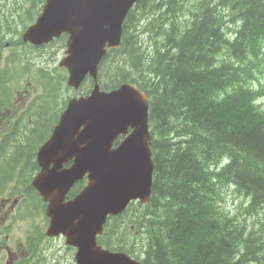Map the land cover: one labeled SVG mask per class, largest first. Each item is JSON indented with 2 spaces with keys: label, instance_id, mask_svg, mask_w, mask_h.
<instances>
[{
  "label": "trees",
  "instance_id": "trees-1",
  "mask_svg": "<svg viewBox=\"0 0 264 264\" xmlns=\"http://www.w3.org/2000/svg\"><path fill=\"white\" fill-rule=\"evenodd\" d=\"M168 1L171 4L175 3V0ZM207 1L208 0H197V4H203ZM157 2L158 0H149V5L150 7H153V9H149L151 11L148 13V16H155L159 25L150 22V27H148L147 30L148 35L155 32L156 27H159L160 24L161 26L164 25V23L160 21L161 8H155ZM139 3L143 4L144 0H139L138 4ZM160 3L162 4V2ZM210 7H213V10L218 7L217 15L222 18L219 30L220 40L215 42V32L213 34L211 33L209 38L206 37L202 42L200 39L198 40L201 44L200 47L196 41L195 29L198 22L194 23L192 26L191 22L193 21L190 19V24L187 27L190 31H186V29L183 28L184 31L182 33H185L183 36L180 32L181 37H183L182 41H177L176 35H174L173 38L169 36V48L173 45L177 46L174 50L176 54L173 55L174 53L169 52L166 55V61H170L167 65L163 63L165 61L163 56L160 58L163 61L161 65L164 73L161 74L160 70L157 69L156 72L154 70L155 73H152L149 77H156V83L150 82L149 78L137 80L126 74L128 70L136 72L143 65L139 60V57L143 53L139 48V42L142 43L143 32L136 28H131L129 31H125V37L127 33L130 34V39L128 43H126V60L125 56L120 54L116 57L115 61L109 65V69L115 72L114 77L116 74L125 73L119 77V82L132 81L135 79L150 90L153 89V91L158 92L156 95L153 94L154 99L151 104L152 122L156 129L161 133L156 160L157 176L159 178V184L155 185L156 204L149 208L156 217L157 224L153 226L151 234L153 235L156 230L159 233H162L163 229L170 224L168 220V210L173 206L176 207V211L172 213L174 217L184 220V217L190 214L191 219L186 225V233L180 232L181 235L170 238V235H174L176 228L174 227L166 231V235H163L162 237H164L170 245L180 246V242L184 240V236H195L199 233L207 235L209 232L212 234L215 233L218 236V238L207 242L206 245H204V240L206 238L199 239L202 249L201 251L197 250V257L192 260L193 262H185L183 258L179 256H174L175 262H166L168 261V254L162 249L163 244L158 239H154L150 241L152 242L151 248L148 250L150 259L146 264H264V254L248 249L244 242L239 246V248L241 245L244 246V249L237 253L238 257L234 256V262L232 263L227 262L229 252L225 248H228V238L230 237V233L234 232L231 227L234 223L238 224L235 233L240 234V230H243L245 223L246 225L250 224L253 220L264 222V194L262 196H257L252 192H264V172L258 171V167L264 169V160H259V158L254 157L253 155H248L246 152L249 148H254L256 149V156L261 157L259 154L264 155V137L262 136L264 133V113H260L257 108L252 107L253 104L248 98V93H240L238 95V101L243 110L253 108V110H250L248 113V117L255 122L251 128L245 124H234L232 113L228 112L226 114L221 112L219 106L215 102L216 99L210 100L202 110H199L198 108V106L201 105L200 100H198L200 97L199 93L206 90L204 89L205 87L201 85V82L205 79L203 77H208L218 72H234L235 70H238L242 77L246 76L253 80H256L258 76L261 75L264 62V17L261 15L260 6L257 0H211ZM224 10H227L226 17L222 14ZM201 19L202 18L199 19V23H206V20L203 19L201 21ZM130 20L131 18L128 19L126 25L131 22ZM225 22H233L238 26L235 27L237 31L232 38L228 37L227 30L230 29V27L226 28V26H224ZM207 24L212 26L213 29L216 26L212 23ZM199 33L201 34V31ZM147 34L145 35L148 36ZM125 37L121 50L125 47ZM210 41H212L214 45H211ZM151 42L152 40L150 41V48H153L154 45ZM145 52L150 53L148 51ZM174 60L180 65L176 70L172 69ZM193 61H196V66L192 65ZM208 64L209 66H207ZM213 65L220 70L214 69ZM184 66H186V68H184ZM243 67L249 68L250 71L244 70ZM188 69L191 70L190 74L187 72ZM247 85L246 80H240L237 87L240 88ZM230 87V78L228 77L222 87L218 88L217 91L214 90L213 87L210 88L214 91V96L217 98L215 91L217 93L219 91L226 93ZM204 94L206 95L207 92L205 91ZM168 96H170L171 101H174V107L172 105L173 103L167 99ZM220 118H222L221 124L223 126H219L218 129L213 128L212 125H214ZM169 120L175 122V129L172 128ZM196 127L202 133L205 132V135H196L194 132H189V130H196ZM207 127H209V129ZM230 127H234L233 130H231ZM177 128L178 130H176ZM215 132L224 134V136L228 138L227 142H229L231 146L235 145V148L238 150L240 149L243 153V156L232 154L233 156L231 157L236 158L238 161H235L234 164L231 162L228 169L218 176L212 173V169L218 166V156L224 154V149L210 140L216 137ZM241 132H244L242 134V140H238L236 134ZM171 134L178 140L174 146L176 149L173 148L172 150L180 152L183 149H186L188 155L186 160L192 158L187 173L183 168L178 169L175 173H183L185 176L184 180L187 181L184 190L185 194L187 196L193 194L200 197L201 201L199 202H192L186 195H183L181 203L180 200L177 199V197H181V195L176 196L180 188L176 182H171V180H177L174 173L171 171L173 165H176L177 162L182 163L186 160H181V156L179 155L172 160L168 167L167 165H163L164 162L162 164V158L160 155L163 149L166 148V136ZM256 151L259 154H257ZM201 164L204 165L201 170L204 172L202 175L203 178H211L210 185L208 186V195L206 196L203 194L198 195L197 192L199 191V188L206 189L207 186L203 185L198 188L196 180L194 179L195 176L192 175L194 178L189 176V174L191 175L194 172L199 171L200 167L198 165ZM243 165L245 167H243ZM234 168H238V170L234 171ZM164 170H166V173ZM245 176L250 177L248 181V189L245 188L242 182V179ZM231 183H237L240 185L253 202V210L251 212L243 210L244 215L242 218L237 214L220 216L213 210L216 194L226 185ZM259 184L263 186H260ZM166 187H168V190H166ZM189 204H191V207L186 211L185 206ZM210 214L215 215L216 217L212 218ZM182 225L185 224L178 223V221L175 224V226ZM197 230L200 232H197ZM215 240L217 246L211 244V242H214L215 244ZM214 246L216 247V251H214Z\"/></svg>",
  "mask_w": 264,
  "mask_h": 264
},
{
  "label": "rangeland",
  "instance_id": "rangeland-1",
  "mask_svg": "<svg viewBox=\"0 0 264 264\" xmlns=\"http://www.w3.org/2000/svg\"><path fill=\"white\" fill-rule=\"evenodd\" d=\"M15 2H16L15 5L19 4V0H16ZM158 2H162V4H163V8L160 11V13H161L160 21L162 23H164V25L156 27V29H155L156 34L155 35L152 33L149 34L148 39L146 41L147 45H144L143 43L139 42V48H140V50H142L141 52H143L141 54V56L139 57V60L143 63L142 67L140 69H138L136 72H134L133 70H128L126 72V74L134 77L137 80H141L142 78H149L152 73L156 72L157 69L160 70L161 74L164 73L162 65H161V63L163 61L160 59V56H161V54L164 53V51L169 49V45H170L169 44V36H171L173 38L174 35L177 36V33L180 31L178 26L183 25V23L177 24L179 19L191 17L192 21H194L195 23L198 22V25H197V27H195V29H196V41L198 42L200 47H201V44L198 40L200 39V41L202 42L203 39H206V37L209 38L210 34L214 33L213 27L208 25L207 23H212L213 25H216L214 28L217 30H219L220 29L219 27L221 26L222 18H220L217 15L218 14V7L215 10H213V7H210L211 0H208L206 3L199 4V5L197 4V0H175V3L172 5V8L170 10H167V4L169 2L168 0H162V1L158 0ZM158 2L156 3L155 8L159 7ZM13 3H10V4L0 8V37L4 36L9 31H13L15 28V17L19 16V12L14 11L15 17H11L10 13H11V8L13 6ZM200 18H202L201 21L203 19L206 20V23H204V24L199 23ZM24 19L25 18H22L20 20V22L24 21ZM137 23L138 24L142 23V18L139 17L137 19ZM167 24L171 25L170 29H168V27H166ZM192 26H193V24H192ZM200 31H201V34L199 33ZM218 32H219L218 36H215V42H218L217 39H220V31H218ZM184 34L185 33H182V36ZM151 40H152L151 43H153V45H154L153 50L149 49ZM210 44L214 45V43L212 41H210ZM145 51H148L150 53H146ZM206 51H207V49H206ZM166 62H163V63L166 64ZM176 63H178V62L176 60H174L173 64H172L173 70H176L180 66L179 63L178 64H176ZM209 64H211V63H209ZM209 64L207 66H209ZM192 65L196 66L197 65L196 61H193ZM184 68H186V66H184ZM14 70H15V68L13 67L12 68L13 73H14ZM154 70H155V72H154ZM187 72H188V74H190L191 70L188 69ZM24 74H25V72H22V75H24ZM124 74L125 73L116 74L115 78H119ZM232 74H234V72L227 71L225 73L218 72L214 75H210L208 77H203L205 79L201 82V85L203 87H205L204 89H206L205 91L207 92V94L206 95L204 94L205 91L199 93L200 97L198 98V100H200V103H201V105L198 106L199 110H202L209 103L210 100L216 99V96H214V91L210 87H213V89L217 91V89L222 87V85L225 83V81L228 79V77ZM234 80H236V84L238 85L240 80H241V76L235 75ZM263 88H264V81H263ZM150 91H152L154 95H156L158 93L156 91H153V89H151ZM160 95H159V97H160ZM51 96H52V98H54V96H56L53 91L51 93ZM96 96H97L98 100L101 102H105L108 99V96H106L105 94H103L101 92H99ZM167 99L173 103L172 105L174 107V101L170 100V96H168ZM261 103H262V105H264V98L261 100ZM160 105H161V102H160ZM221 120H222V118H220L214 125H212V127L216 128V129H218L219 126L222 127L223 125L221 124ZM95 121H96V119L94 118L93 123H95ZM150 122H152V118L148 119L146 123H150ZM169 122H170V125L172 126V128L175 129L176 128L175 122L170 121V120H169ZM179 127H180V124H179ZM207 128L209 129V127H207ZM176 130H178V128ZM185 132H187V131H185ZM189 132H194V134H196V135H202V134L204 135V133H202L200 130H197V129L196 130H189ZM215 133H216L215 134L216 137L214 139H210V140L215 142L218 146L223 147L224 154L231 156L229 149L232 146L230 145L229 142H227L228 138H226L224 136V134H220L218 132H215ZM243 133L244 132L236 134V137L238 140H242V134ZM262 136L264 137V133L262 134ZM165 141H166V148L163 149V151L160 155L162 158L161 159L162 164L164 162L163 165H167V167H168L170 165V163L172 162V160L175 159L176 157H178L179 155L181 156V160H186V158L188 156L186 149H183L180 152H176L175 150H172L173 148L176 149L174 146L176 145V143L178 141L177 138H175L171 134V135L166 136ZM257 145H259V144H257ZM251 149L249 148L246 151L248 153V155H253L254 157L259 158V160H264V155L259 154L256 151L257 154H259L261 156V157H258L255 154L256 149H254V148H251ZM222 156L223 155H221V157ZM191 161H192V158H188L186 161H184L182 163L177 162L176 165H173L172 170H171L172 173H174L175 178L177 179V180H171V182H176L180 188V190L177 192L176 196L181 195V197H177V199H179L181 203H182L183 195H186L184 190L186 188L187 181L184 180L185 176L183 175V173L179 174V173H175V172L178 169L183 168L185 170V172L187 173V170H188V167H189V164L191 163ZM235 161H238V160L236 158H232L233 164ZM198 166L200 167L199 168L200 170L194 172L191 175L189 174V176L192 178H194L193 176H195L194 179L196 180V185L198 186V188L200 186H203V185L207 186L206 189H200L199 188V191L197 192L198 195L203 194L204 196H206V195H208V191H209L208 186L210 185L211 178H209V177L203 178L202 175L204 172L201 170L204 167V165L201 164ZM243 167H245V166L243 165ZM237 170H238V168H234V171H237ZM3 171H5V168L4 167L0 168V173ZM258 171L264 172V169H262L261 167H258ZM164 172L166 173V170H164ZM249 179H250V177H247V176L243 177V179H242L243 185L247 189L249 188V183H248ZM259 185L263 186L261 184H259ZM0 188H1V183H0ZM166 190H168V187H166ZM252 192H254L257 196H262L264 194V192H262V191H260V192L252 191ZM187 197L192 202L193 201L194 202L201 201L200 197H197L193 194H189ZM225 200H226V207L232 212H230V211L228 212V210L224 207H219V209H216L215 208L216 205H214L213 210L215 213L219 214L220 216H228V215L233 214L234 212H237V214H241V213L243 214V210L240 208L241 199L237 198V196L235 195L233 190L230 189L228 191V194L226 195ZM263 202H264V198H263ZM190 207H191V204L185 206V210L188 211L190 209ZM174 211H176V207L171 206L170 210H168V220H169L170 224L163 229L162 233H159L156 230L153 234V237L158 239L163 244L162 249H164L166 251V253L168 254V261H166V262H175L174 256L182 257L185 262H193L192 260L197 257V250L201 251V249H202L199 239L200 238H203V239L206 238L204 240V242H205L204 245H206L207 242H210L212 239L218 238V236L215 233L212 234L209 232L207 235H205L203 233H199L195 236H184V238H183L184 240L180 242V244H181L180 246L170 245L166 241V239H164V237H162L163 235H166V231L169 229H172L174 227L176 228L174 231V235H170V238L179 236V235H181V233H186V229H187L186 225H187L188 221L191 219V216L189 214L186 217H184V220L183 219L180 220V219H178V217H174L172 215V213ZM210 216L212 218L216 217L215 215H211V214H210ZM155 220H156V217L153 215L152 211H150L149 213H145L143 220L140 221V227H141L140 237L139 238H133L129 234L123 233V235H120V238L125 242L132 243L133 245H137L138 248H141L142 244H144L146 242L147 250H149L151 248L152 242H150V240L147 238L146 233L142 229L147 228L148 225L150 224V222L155 221ZM177 221H178V223H182L185 225L175 226ZM231 227L234 230V232H231L230 237L228 238V248L225 247L226 250H228V252H229L227 262L232 263V262H234V256L238 257L237 253L240 252L239 246L242 242H244V244L246 245V247H248V249L253 250V251H258V252L264 254V222L256 220V227L252 230H246V223H245L243 230H240L242 234L241 233L240 234L235 233V229L238 228L237 223H234ZM197 232H200V231L197 230ZM211 244L217 246L216 240H215V244H214V242H211ZM214 251H216L215 246H214ZM138 253H140V254L143 253L142 249H139ZM219 262H222V261H219ZM64 264H67V263L64 262Z\"/></svg>",
  "mask_w": 264,
  "mask_h": 264
},
{
  "label": "water",
  "instance_id": "water-1",
  "mask_svg": "<svg viewBox=\"0 0 264 264\" xmlns=\"http://www.w3.org/2000/svg\"><path fill=\"white\" fill-rule=\"evenodd\" d=\"M131 1V0H127ZM117 0H99L98 4L91 9V14L88 19V24L80 25L73 29L76 35H83V40L79 42L73 38L72 44V80L71 83L74 87L79 86V82L83 75L90 67L89 54L93 46V35H95L99 25H110L112 23V14L116 11ZM117 9V8H116ZM57 29L72 31L66 24H57ZM72 32V33H73ZM139 99L143 100V105L140 109L130 101L123 99L122 95L118 94L110 98V109L106 119L100 123V134L106 141H112L120 132H122L129 125H138L144 123L148 117V106L146 98L143 94L139 93ZM73 108L83 107L82 102L76 101L72 103ZM98 129V127H97ZM139 135L133 137L130 143L125 142L123 145L124 150H129L134 147V140ZM55 145H60L58 140L54 141ZM110 145V143H107ZM128 264H133L128 262Z\"/></svg>",
  "mask_w": 264,
  "mask_h": 264
},
{
  "label": "flooded vegetation",
  "instance_id": "flooded-vegetation-1",
  "mask_svg": "<svg viewBox=\"0 0 264 264\" xmlns=\"http://www.w3.org/2000/svg\"><path fill=\"white\" fill-rule=\"evenodd\" d=\"M13 12H14V7L12 6L10 15H12ZM20 24L22 26H24L25 23H24V21H21ZM38 142H39V137L29 138L27 140V142L25 143L28 145H26L20 152H18L16 154V156L11 158L10 161L3 162V160L1 159L2 165H0V168L4 167L5 171L0 173V181H1L0 182L1 183L0 194L3 191V189L7 186V184L16 177V170H15L16 160L20 157H23V156H27V155L30 156L33 152L34 147H35V143H38ZM67 163H65V165ZM73 166H74V164H71V167H73ZM34 175H35V171L29 163V168H28L25 176L30 179V178H33Z\"/></svg>",
  "mask_w": 264,
  "mask_h": 264
},
{
  "label": "bare ground",
  "instance_id": "bare-ground-1",
  "mask_svg": "<svg viewBox=\"0 0 264 264\" xmlns=\"http://www.w3.org/2000/svg\"><path fill=\"white\" fill-rule=\"evenodd\" d=\"M222 14H224V16L226 17L227 16V10H224L223 12H222ZM220 28V27H219ZM220 30V29H219ZM219 30H217V29H215L214 28V35L215 36H218V34H219ZM184 30L183 29H180V31L177 33V36H176V38H177V41H182L183 39V37H181V34H180V32L182 33ZM176 32V31H175ZM152 34H156L155 32H152ZM149 36V35H148ZM148 36H146L145 35V33L143 32V38H142V40H141V42L144 44V45H147L146 44V41H147V39H148ZM217 40H220V39H217ZM143 45V46H144ZM168 46V45H167ZM164 47V46H163ZM175 47H177V46H175V45H173L171 48H169L168 50H166V51H164V53L163 54H161V56H160V58H162V56H163V58H164V62H166V55L169 53V52H171V53H174L173 55H175V52H174V50H175ZM151 50H153V48L151 47L150 48ZM207 52V51H206ZM203 55V54H202ZM205 57V56H204ZM210 60V59H209ZM212 60V59H211ZM169 62L170 61H167L166 62V64L165 65H167V64H169ZM206 64V63H205ZM201 66V65H200ZM211 74V73H210ZM209 74V75H210ZM234 77H235V75H230L229 76V78H230V85H231V87L228 89V90H230V89H235L238 85L236 84V80H234ZM149 81L150 82H152V83H156L157 82V78L156 77H151V78H149ZM163 85H164V83H163ZM227 90V91H228ZM226 91V92H227ZM136 105H137V108L138 109H140L141 107H142V105H143V100L142 99H138V101H137V103H136ZM74 139L75 140H79V137L78 136H74ZM87 149H89V146H87ZM68 161H69V159H68ZM67 161V162H68ZM3 162H5L4 160H3ZM66 162V163H67ZM2 162H1V159H0V165H2L1 164ZM75 166V165H74ZM232 182V181H231ZM240 184V183H239ZM233 214H237V212H234ZM238 216H240V218H242L243 217V215H244V211H243V214L241 213V214H237ZM204 216V215H203Z\"/></svg>",
  "mask_w": 264,
  "mask_h": 264
}]
</instances>
